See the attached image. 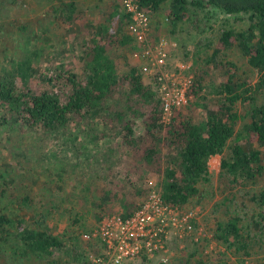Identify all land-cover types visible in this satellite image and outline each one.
<instances>
[{
	"label": "trees",
	"instance_id": "trees-1",
	"mask_svg": "<svg viewBox=\"0 0 264 264\" xmlns=\"http://www.w3.org/2000/svg\"><path fill=\"white\" fill-rule=\"evenodd\" d=\"M23 1L0 0V6ZM59 1L64 10L68 9L63 20L71 25L75 23V38L80 46L83 43L78 52L82 53L83 69L55 55L39 59L38 54L43 57L40 50L13 59L0 71V120L7 125V136L21 142L33 138L45 144L55 138L65 143L66 135L77 127L84 138L99 145L98 153L102 144L101 154L109 155L104 159L109 168L101 173L108 183L94 190L100 195L96 205L105 211L116 202L120 208L106 217L98 215L96 227L81 236L74 234L69 242L67 232L57 233L49 224L51 214L66 199L59 174L52 173L45 180V190L40 192L33 189V181L39 182L41 177L32 180L30 176L29 181L25 176L15 177L12 181L15 185H5L0 193V200L5 197L8 203L0 202V258L12 249L11 257L23 259V264H115L105 253L107 244L100 236L87 239L84 235L92 234L104 219L131 218L144 206L151 192L158 193L166 204L184 210L196 209L194 202H201L202 197L199 185L210 181V160L217 155H221L218 179L224 202L230 203L226 205L229 215L225 214V220H211L208 237L200 236L198 240H195L197 234L186 237V242L194 243L195 250L184 264H209L206 255L210 257L214 246H220L216 264H228L230 253L264 254V0H136L138 9L152 20L148 32L152 44L166 30L157 18L163 11L167 13L171 32H176L187 19L190 8L198 11L213 8L250 20L244 30L226 29L219 33L215 51L238 47L256 72L255 84L248 77L236 75V65L226 61L228 79L214 84L218 105L207 108L203 103L205 112L193 114L189 108L205 95L208 67L214 57L213 53L199 60L203 48L198 49L192 69L189 67L193 81L188 102L174 108L167 121L158 75L148 74L150 79L146 81L142 72L128 63L124 70H119L111 54L110 49L115 46L121 49L120 56L126 57L129 48L143 50L148 45L140 44L129 33L132 13L122 0H114L104 22L94 24L78 23L83 16L78 5L81 0ZM168 44L166 69L172 68L171 52L178 54V48ZM240 106L244 107L243 115L238 111ZM138 120L145 126L141 135L136 133ZM152 175L158 177L154 189L147 185ZM238 200L239 203H232ZM195 225L199 226L196 222ZM91 253L100 261L90 259ZM146 255L142 252L121 264Z\"/></svg>",
	"mask_w": 264,
	"mask_h": 264
},
{
	"label": "rangeland",
	"instance_id": "rangeland-1",
	"mask_svg": "<svg viewBox=\"0 0 264 264\" xmlns=\"http://www.w3.org/2000/svg\"><path fill=\"white\" fill-rule=\"evenodd\" d=\"M78 5L79 10L83 12V16L78 23H103L114 5V0H81ZM58 9L61 11L59 12ZM67 13L68 9L64 10L59 0H25L19 4L3 3L0 6V71L13 59L21 58L30 52L34 54L37 50H40L43 55L42 57L38 54L39 59L54 58L55 55L58 59H68L73 63L75 62L83 69L80 66L82 53H78L81 51L80 47L83 46V43L81 42L80 46L78 39L75 38L76 34L73 29L75 23L71 25L63 20ZM188 15L187 19L177 27L176 32H171L170 21H166V11L160 13L157 18L166 30L163 34L160 33L157 40L165 37L173 47L178 48L179 55L174 54L173 51L170 55L172 68L189 66L192 69L193 57L198 49L203 48L199 52V60L214 53L213 61L210 62L211 64L208 67L209 75L207 77L208 82H205V95L198 104H193L191 108L185 107L191 109L193 114L199 115L200 112H205L202 106L203 103L206 104L207 108L218 105V94L215 92L214 84L219 83L220 80L225 81L228 79L229 65L226 61L233 62L237 67V70L234 71L235 74L241 75L243 78L248 77L252 84L257 81V75L249 67L247 57L238 47H229L219 53L215 51L218 46V34L226 29L240 31L248 28L250 20L247 16H230L213 8L207 11L190 8ZM86 37H90L89 34H86ZM207 39L209 40L205 45ZM118 47L115 46L110 49L117 68L124 70L126 63L136 66L144 75V79L149 81L150 75L148 74L150 73L144 70L147 62L142 61L140 63L133 57V52L137 49L130 50L129 48V51L124 49L127 52L125 53L126 57H123L120 56L121 49H118ZM74 48L77 49V52H73ZM216 59L221 60L222 63H217ZM230 68L233 69L232 66ZM185 73L191 74L192 72L189 68ZM119 91L122 92V90ZM238 111L243 115L244 107L240 106ZM0 118H2L1 114ZM245 121H247V118H245ZM6 129L7 125L0 120V136H2L0 138V193H2L1 190L5 185H15L12 182L15 177L22 179L23 176L28 181L30 176H32V180L38 176L41 177L39 182L33 181V189L40 192L45 190L44 187L47 186L45 180H49L52 173L59 174L61 191H63L66 199L59 204L58 210L51 214L49 224L57 233L67 232V241L69 242H71L74 234L81 236L82 233L96 227L99 223L98 215L104 214L106 217L110 212L119 210L120 206L116 202L111 203L105 211L100 210L96 205L100 195L94 190L97 186L102 187L108 183L101 173V170L105 172L109 168V164L104 160L109 158V155L103 156L101 154L102 144L101 151L98 153L99 145H95L89 138H84L77 127L72 130L74 133L70 132L69 135H66L65 143L53 138L45 144L39 143L38 139L34 140L33 138L21 142L19 138H11V135L7 136ZM144 132V123L142 120H138L136 133L141 135ZM24 150L26 153L20 154ZM40 154H42V157L39 156ZM220 156L211 157L210 181L199 185L202 192L201 202L198 203L197 200L194 202L196 209H186L197 210L199 217L196 220L199 225L197 228L204 237L209 236L207 229L213 218L225 220L229 215L226 211V205L230 203L228 201L224 202V192L218 179ZM95 171L99 173H95ZM157 179V175H152L151 181L147 185L154 189L153 187L157 185ZM57 201H60V199L57 198ZM239 201L231 202L237 204ZM0 202L2 205L8 204L5 197ZM205 213L207 215L204 216ZM85 243L82 241V244ZM219 247L214 246L210 257L206 255L209 264H213L212 262L217 263L216 254L220 250ZM194 250V243L191 241L186 242V237L172 236L169 238L168 250L164 254L154 253L146 255V257L140 256L129 264H161V262L184 264L190 252H194ZM98 251H100L99 248ZM7 252L4 257L0 258V262L5 261L6 264H14V261L15 264L24 263L23 259L14 260L11 257L12 249H8ZM91 255L98 257L95 253H91L89 255L90 259ZM197 256H200L199 252ZM63 258H66V256H63ZM263 262V253L249 251L248 254L246 252L241 255L230 253L228 264H260Z\"/></svg>",
	"mask_w": 264,
	"mask_h": 264
},
{
	"label": "built area",
	"instance_id": "built-area-1",
	"mask_svg": "<svg viewBox=\"0 0 264 264\" xmlns=\"http://www.w3.org/2000/svg\"><path fill=\"white\" fill-rule=\"evenodd\" d=\"M127 11L132 13L133 21L128 25L129 33L140 43H148L143 50L133 52L136 60L147 62L144 70L158 75L160 92L163 101L164 119L169 120L174 108L185 106L188 102V91L192 85V74H186L189 66H178L179 69H166L169 41L162 37L155 44L149 42L150 16L138 9L136 0H122ZM166 21L168 19L166 18ZM197 210H184L166 204L158 193L152 192L144 204L131 218L126 220L115 216L104 219L100 226L84 237H101L107 244L105 253L109 260L121 264L146 252L156 254L168 250V241L172 236L187 237L201 232L196 228ZM194 234V235H193ZM93 261L99 258L91 255ZM165 261V260H164Z\"/></svg>",
	"mask_w": 264,
	"mask_h": 264
}]
</instances>
